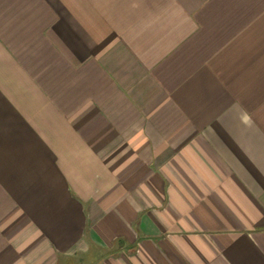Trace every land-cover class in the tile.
<instances>
[{
	"label": "crops",
	"instance_id": "obj_1",
	"mask_svg": "<svg viewBox=\"0 0 264 264\" xmlns=\"http://www.w3.org/2000/svg\"><path fill=\"white\" fill-rule=\"evenodd\" d=\"M0 264H264V0H0Z\"/></svg>",
	"mask_w": 264,
	"mask_h": 264
}]
</instances>
